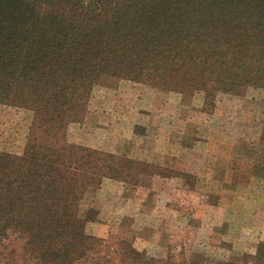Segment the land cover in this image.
Segmentation results:
<instances>
[{
  "label": "trees",
  "instance_id": "1",
  "mask_svg": "<svg viewBox=\"0 0 264 264\" xmlns=\"http://www.w3.org/2000/svg\"><path fill=\"white\" fill-rule=\"evenodd\" d=\"M103 77L204 107L264 92V0H0V104L32 113L23 154L0 151V248L21 242L0 264H81L97 246L87 191L157 173L70 138ZM228 264H264V244Z\"/></svg>",
  "mask_w": 264,
  "mask_h": 264
},
{
  "label": "rangeland",
  "instance_id": "2",
  "mask_svg": "<svg viewBox=\"0 0 264 264\" xmlns=\"http://www.w3.org/2000/svg\"><path fill=\"white\" fill-rule=\"evenodd\" d=\"M31 122L30 111L0 104V151L22 155ZM263 122L264 92L220 94L204 107L202 94L103 77L70 138L157 173L87 191L81 207L93 211L86 233L97 246L81 264L250 261L264 244ZM20 245L4 241L0 260Z\"/></svg>",
  "mask_w": 264,
  "mask_h": 264
}]
</instances>
